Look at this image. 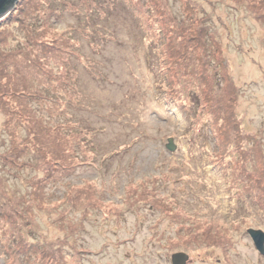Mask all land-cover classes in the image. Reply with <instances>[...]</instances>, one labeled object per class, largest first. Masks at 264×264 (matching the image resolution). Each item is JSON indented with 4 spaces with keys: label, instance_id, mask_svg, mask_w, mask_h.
<instances>
[{
    "label": "rangeland",
    "instance_id": "obj_1",
    "mask_svg": "<svg viewBox=\"0 0 264 264\" xmlns=\"http://www.w3.org/2000/svg\"><path fill=\"white\" fill-rule=\"evenodd\" d=\"M187 10L220 79L201 63L180 83L162 55V21ZM0 153V264H264L246 231L264 232V0H17Z\"/></svg>",
    "mask_w": 264,
    "mask_h": 264
},
{
    "label": "trees",
    "instance_id": "obj_2",
    "mask_svg": "<svg viewBox=\"0 0 264 264\" xmlns=\"http://www.w3.org/2000/svg\"><path fill=\"white\" fill-rule=\"evenodd\" d=\"M6 15H4V17ZM186 17L187 18L185 21H183V19L181 21L174 20L175 24L173 25H169V24L167 25L165 20L162 21L163 29L159 28L158 30L159 33L157 34L159 39L164 40L165 42L166 49L162 51V55H164L166 51V54L168 55V58L170 57V61L173 66L176 63L175 59H177V64H179L178 65L179 71L176 74L177 75L180 74V78H179L180 83L191 81V80L186 79V76L187 77L193 76V75L195 76L196 71L194 69L197 70L198 66L199 67L201 66V63H203V66L205 68L204 71L208 70L209 72V70L210 71L212 70L213 74L217 72V74L215 75H218L220 79L221 78L219 74V72H221L220 65L221 63H223L224 65V56H223L221 47H218L219 42H217V39L214 38L216 36L214 35L213 32L212 33L207 32V30L205 29V26L203 25V22L200 21L202 20V18L199 19L195 17L194 19L191 16V13L189 12V10H187L186 12ZM193 87H194V90L192 93V95H194L193 100L196 101L199 98V90L196 91L197 83L195 81L193 83ZM18 94L20 93H15V95H18ZM21 95L26 96L28 95V93H25L24 91H22ZM21 99L24 100V104L20 106V104L18 103L19 108L18 110H16V113H18L21 116H26V117L28 113H30L33 117L31 119H33L36 122V124L33 123L34 126L37 127V129L39 130V132L37 131V134L39 136H42V133L44 132L43 129L46 127L45 126L46 123L42 121L41 118H38L39 116L33 115L34 111L31 110L32 107H30L29 105L27 106L26 104L27 98L24 99L23 97H21ZM11 106H12V103L9 107L12 108ZM219 120H221V124L224 122V118H222L221 116L219 117ZM226 121H227V127H228V134L229 133H230L229 135L235 134V130H238L236 126L237 121H235L232 118L226 119ZM45 133L47 132L45 131ZM34 137H36V132H35ZM37 142L38 144L40 143L39 140ZM36 148L39 149V146H37ZM10 151L12 152L15 158L17 156V153L18 152L21 153L22 150L20 148L12 147ZM7 154L0 153L1 159L9 157L7 156ZM252 169H254L253 165H252ZM245 195H250V194L244 193V197Z\"/></svg>",
    "mask_w": 264,
    "mask_h": 264
},
{
    "label": "water",
    "instance_id": "obj_3",
    "mask_svg": "<svg viewBox=\"0 0 264 264\" xmlns=\"http://www.w3.org/2000/svg\"><path fill=\"white\" fill-rule=\"evenodd\" d=\"M17 0H0V18L6 15L15 5ZM166 147L169 150L174 149V144L172 142V138H167ZM247 233L253 239L255 247L261 254H264V232L261 229L248 228ZM187 253L183 251L175 252L171 255L172 264H185V260L187 259Z\"/></svg>",
    "mask_w": 264,
    "mask_h": 264
}]
</instances>
